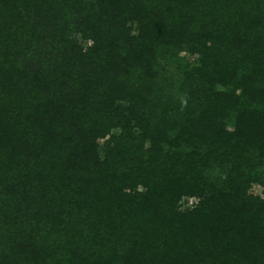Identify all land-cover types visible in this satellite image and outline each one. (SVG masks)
I'll return each instance as SVG.
<instances>
[{
  "label": "trees",
  "instance_id": "trees-1",
  "mask_svg": "<svg viewBox=\"0 0 264 264\" xmlns=\"http://www.w3.org/2000/svg\"><path fill=\"white\" fill-rule=\"evenodd\" d=\"M0 264H264V0H0Z\"/></svg>",
  "mask_w": 264,
  "mask_h": 264
},
{
  "label": "rangeland",
  "instance_id": "rangeland-1",
  "mask_svg": "<svg viewBox=\"0 0 264 264\" xmlns=\"http://www.w3.org/2000/svg\"><path fill=\"white\" fill-rule=\"evenodd\" d=\"M163 64H164V66H165V70H167V71L165 72V74H166L167 76L171 75L172 77L176 78V76H177V72H178V70L175 69L176 63H175V62H172V61H167V62H164ZM173 74H174L175 76H174ZM253 188H254L255 190H258V189H259L258 186H256V185L253 186ZM188 204H190V202H189Z\"/></svg>",
  "mask_w": 264,
  "mask_h": 264
}]
</instances>
